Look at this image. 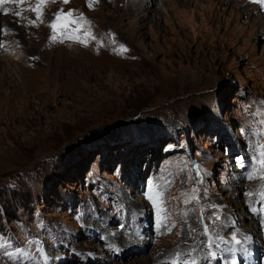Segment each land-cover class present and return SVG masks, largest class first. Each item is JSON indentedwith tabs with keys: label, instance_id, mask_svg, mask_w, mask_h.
I'll list each match as a JSON object with an SVG mask.
<instances>
[{
	"label": "rangeland",
	"instance_id": "1",
	"mask_svg": "<svg viewBox=\"0 0 264 264\" xmlns=\"http://www.w3.org/2000/svg\"><path fill=\"white\" fill-rule=\"evenodd\" d=\"M46 1L39 19L40 0L0 8V264H195L194 248L202 264L209 231L251 232L258 180L235 178L264 145V7L168 0L122 27L127 0ZM58 12L72 16L54 33ZM93 18L118 29L127 72L84 46ZM149 182L164 203L158 231L130 256L118 227L150 216Z\"/></svg>",
	"mask_w": 264,
	"mask_h": 264
},
{
	"label": "bare ground",
	"instance_id": "2",
	"mask_svg": "<svg viewBox=\"0 0 264 264\" xmlns=\"http://www.w3.org/2000/svg\"><path fill=\"white\" fill-rule=\"evenodd\" d=\"M12 1L13 3L16 2V0H6V2H12ZM49 1H46V4ZM166 1L168 0H160L161 5L153 9L154 6L152 7V4L154 3V0H127L126 4H124L121 7V9H119V12H118L119 15L117 16V19L119 20L118 23L121 24L122 27H124V26H127L126 25L127 23L126 24L123 23L124 21L125 22L128 21V23L139 25L147 17H149L150 21L151 19L155 20V17L159 13V11L163 12L164 10L163 8L166 5L165 3ZM218 1H221V0H218ZM249 1L251 2V0ZM252 3H254L255 5L259 4L256 2H252ZM229 6L230 7L225 8V9L234 7L240 11V8L237 7V4L231 6V3H230ZM246 7L247 6H244L243 8H245L246 11H248L249 7L248 8ZM0 8L3 9L4 13L9 12V9H6L3 4H0ZM5 9L7 10L6 12H5ZM252 10H254V8ZM91 21L92 22L89 24L90 26H89L88 34L84 40V46H86L87 48L92 47L93 51L97 53V55L103 54L107 56L108 58L115 59L116 60L115 63L121 65V68L118 69L119 73L127 72L128 68L133 62L131 63V60H132L131 57L126 55V53L122 52L121 50V46H123V48L127 50V44H125L126 42L123 43V40H122L123 38H121V34L117 31L118 29L117 30L113 29L112 28L113 26H111L113 24L109 25L107 29H104L103 27L104 22L101 19L93 18V20ZM260 34L258 35L257 33L256 35H254L255 39L258 41H261L264 39L263 30L260 31ZM56 40L58 39L56 38ZM63 42H66V35L64 36ZM254 47L256 49V42H255ZM261 47H262L261 48L262 51H260L261 52L260 55H257V59L261 61V64H262L264 63V44ZM118 48L120 49V51L118 50ZM77 64L78 62L75 58L73 59V56H65V59L63 61V66L65 65V67H67V65L73 66ZM184 83L186 82L184 81ZM253 151H254V165L252 168V172L255 170V174H256L255 178L253 179L258 180V182L255 185L254 189L251 190L252 191L251 193H256L261 185V180H259L258 178L260 177L261 170L257 163V160L259 157L258 151L255 150L254 148H253ZM246 177H247V180H246ZM235 179L237 180L238 184L243 183L242 185H245L246 183L248 184V181L252 180V179H249L248 175H245V174L238 175V177ZM156 190H159V187L155 189V192L153 195L157 197V203L160 209V207L164 205V203L162 201H159V191H156ZM144 198L147 199V196H145ZM251 198L252 200L247 205V209L252 208L253 206L254 207L261 206L259 202L258 194L256 195V197L253 196ZM150 209H151V212L150 210L148 212V214L150 215L149 217H146V216L140 217L139 213L135 212L133 214V222L131 223L128 222V224L125 225L126 223L123 221L121 223L122 226L118 227L119 232L124 233V234H127V233L130 234L128 235L129 236L128 239L129 241H132L131 243L135 242L134 244L135 246L132 245L128 248L127 255H130V256L137 255L138 256L143 251H146V244H148L149 239L157 233L158 225H159L157 214L159 212L157 210V206L154 204H152ZM262 216H264V213H254L252 209L248 210V219L253 224L252 231L249 233H246L244 229H242V227L239 225V222L237 223L235 221L234 223L233 222L231 223L230 227H228L230 229V231H227V233L229 234L228 236H223L225 231L222 232L218 230V233H217V230L209 231L210 237L206 238V245H205L206 248L208 249L209 255L207 256L204 254L205 260L202 264H232L233 260L235 261V264H236V260H240V259H243L244 263H247V264H264V231H261V232L258 231V230L264 229V223L262 221ZM149 221L153 222L152 225L155 229V232H152L151 228L148 227L147 223ZM140 226L142 230L140 229ZM228 228L226 229L228 230ZM237 241H239V243H237ZM125 243H126V240H125ZM198 249L199 248H194L192 250H194L195 252L194 258L196 259V264H201L199 260H197V257H196V252ZM115 257L120 258L122 257V255H120L117 251H114L111 254V258L114 259ZM250 258L254 260L253 263H248V260ZM175 264H177V261L175 262ZM180 264H185V263L182 262Z\"/></svg>",
	"mask_w": 264,
	"mask_h": 264
},
{
	"label": "snow or ice",
	"instance_id": "3",
	"mask_svg": "<svg viewBox=\"0 0 264 264\" xmlns=\"http://www.w3.org/2000/svg\"><path fill=\"white\" fill-rule=\"evenodd\" d=\"M4 2H6V0H0V4H2ZM42 2H43V0H40V2L37 3L35 9H33L36 12L37 19H39L40 15H41L40 8H41V3ZM64 2L67 3V0H64ZM251 2L259 3L261 5V7H264V0H251ZM6 11L7 10L5 9V12ZM17 15H19V14H17ZM71 16H72V13H68L67 14V17H71ZM67 17H65L62 12L56 13V19L54 21H52L50 23V25H49L53 29L54 33L57 31V27H58V24L60 23V21L61 20H66ZM77 20L78 21H83L84 23H87V21H84V18L82 16L78 17ZM30 23H35V22L34 21H30ZM52 38L54 39L55 37L53 36ZM72 38L78 39L77 37H72ZM121 50L124 51L126 49H123V46H121ZM261 103L264 104V101H262ZM259 114L260 115H264V113H259ZM261 124L264 125V120L261 121ZM257 135L264 136V130L258 132ZM257 151H258V154H259L257 163L259 165V168H260L261 172H264V145H261ZM240 164L243 167V160L240 161ZM255 175L256 174H255V170H254L253 172L248 174V178L249 179H253V178H255ZM261 179L264 180V176H262ZM153 189H154V186L152 185L151 182H149V188H148V192H147L146 196L154 205L157 206V210L159 212V206H158V203H157V197L153 195ZM257 194H258L259 202H260L261 206L260 207H254L253 206L252 207V211L254 213H264V183H262L260 185V187H259V189L257 190L256 193H249L248 195L251 198L252 196L257 195ZM158 222H159V216H158ZM206 231H207V229H206ZM237 243H239V241H237ZM173 264H174V262H173ZM193 264H194V262H193ZM232 264H235L234 260L232 261Z\"/></svg>",
	"mask_w": 264,
	"mask_h": 264
}]
</instances>
